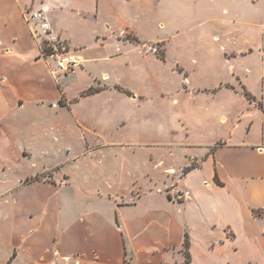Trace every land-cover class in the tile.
<instances>
[{"label": "crops", "instance_id": "0c3cea01", "mask_svg": "<svg viewBox=\"0 0 264 264\" xmlns=\"http://www.w3.org/2000/svg\"><path fill=\"white\" fill-rule=\"evenodd\" d=\"M259 2L0 0V137L16 112L51 106L67 108L81 137L80 150L52 167L71 161L92 168L107 163L117 148L132 156L144 148L142 170L123 188L119 181L110 186L87 177L74 185L65 171L64 181L31 179L6 193L0 190L10 200V223H0V264H123L125 258L132 264H181L182 248L189 264H264V218L254 214L264 211V22L259 23ZM169 6L170 23L177 24L172 30L181 29L185 17L193 26H209L188 30L181 35L185 39L219 42L235 35L234 61H225V43L213 58L231 64L236 80L219 81L214 73L204 75L190 65L188 80L195 89L183 87L179 69L174 71L180 85L171 92L153 70L146 76L129 51L124 57L96 58L79 49L85 60L72 74L76 78H93L99 64L103 72L122 70L140 81L147 77L146 84L174 93L173 107H154L148 118L145 100L128 97L119 84L138 92L147 89L116 80L119 90L94 87L98 90L85 94L90 83L79 88L87 87L78 100L63 103L66 78L56 73L54 57L42 52L41 41L57 35L77 46L92 33L107 32L105 23L130 25L141 34L142 24H152ZM33 12L40 16L30 17ZM204 13L210 17L201 18ZM42 23L49 34L41 32ZM211 23L220 26L214 31ZM228 23L239 31L226 32ZM197 56L196 64L203 54ZM198 73L201 80L216 83L196 84ZM236 81L249 90L252 101L233 89ZM88 100L93 103L85 113L81 106ZM148 132L152 138L145 137Z\"/></svg>", "mask_w": 264, "mask_h": 264}, {"label": "rangeland", "instance_id": "374dc122", "mask_svg": "<svg viewBox=\"0 0 264 264\" xmlns=\"http://www.w3.org/2000/svg\"><path fill=\"white\" fill-rule=\"evenodd\" d=\"M259 1V23H262L264 22V14L262 13L264 12V0ZM171 10L170 6L165 7L159 16H155V20L152 24V21L142 24V27L140 28L141 34H137L133 28H130V25L121 24L118 26L116 23L114 25L105 23L102 26L106 27V31L108 30L107 32L100 31L92 33L77 46L71 45L69 40L57 35V40L54 41L55 46H51L53 41L45 39L44 41H41L40 44L42 52L44 48L47 49L48 52L53 53L62 52L64 50L70 51V53L79 58L80 66L82 67L85 56L80 54L81 52H79V49L84 50V52L95 54L96 58L124 57L129 51L132 56H135L134 58H138V63H142L141 65L144 67L143 71L146 76L150 75L153 70L155 72V77L162 76L164 81L163 85L166 86L164 87L171 92H175L180 85V74L178 71H174L179 69L181 70L180 73L182 75L183 87L186 90L195 89L188 80L191 69L186 66L190 65L196 67L201 74L205 75L208 72L214 73L215 79L217 80L219 78V81L230 82L234 78V80H236V77L232 75V65L226 63L227 60L233 62L234 57H231V55L236 56L238 53V50L235 49L238 48L239 43L237 42L238 40L235 39V35L227 36L219 42H213L212 40H209L208 37L198 36L193 37L191 40L185 39L181 35L188 30L191 31L192 29H197V31H204L206 27L209 26L206 25L204 29L202 23L193 26L194 24L189 23L190 20L185 17L184 21L181 22V29L178 28L177 30H172L173 25L176 26L177 24L170 23V18L173 17ZM209 17L210 14L208 13H204L201 16V18ZM158 20H162L163 22L161 21L156 25L155 22ZM218 25L219 24L217 23L216 25L211 23V29L215 31V28H218ZM258 27L260 28V26ZM109 30L111 31L110 33ZM225 31L231 34V32L234 33V31H239V29L233 24L228 23L225 27ZM50 37H52V35ZM133 37H137L140 42L134 40ZM224 43L228 45L226 48L222 49L221 53L228 59L225 60L226 62L224 59L221 61L219 59L217 61L215 60V58H217V51L223 47ZM199 52L203 54L202 61L200 60L196 64L195 58ZM47 55L51 56V53ZM161 56H163V58ZM52 57L53 56H51V58ZM161 58L166 63H162ZM197 58L199 57L197 56ZM78 68H76V70ZM103 71L104 68H102V64H99L96 73H93V78L87 75L76 78L72 75L74 73L63 74L56 69V73L65 77V82H67L66 93L62 94L63 103L69 105L70 102L78 100L83 93V90L87 87L83 90H79V88L88 86L90 83H92L93 88L117 89L115 87V85H117L116 81H120L134 89H147L138 92L119 84L121 88H119L120 90H117L130 98L140 99L143 102L145 100L144 103L147 105L145 114L148 118L152 117L151 115H153L154 107H158V109L161 108V111H166L173 107L171 99H174V93H169L164 88L157 89L156 85H151L149 81L148 84H146L147 77L140 81L138 76L130 75L126 71ZM233 73L235 72L233 71ZM236 73L238 74V72ZM195 80L196 84H198V82H202L201 84L216 83L215 81L213 82V80L210 82L201 80L199 73ZM240 84L241 83L238 81L234 82L233 89L240 93L242 92L248 100L252 101L253 97L251 98V96L247 94L250 93L249 90L244 85L242 86ZM229 86L232 88L230 84ZM159 97L162 98V101L164 99L168 100L160 103L158 100ZM187 102L188 99L185 103ZM92 103L91 100L84 102L81 106V111L85 113L91 111L90 105ZM47 107L48 108L42 110H39V108H36L35 106L25 107L23 111L16 112L17 115L11 119V124H8L7 122V124L5 123V132L3 137H0V190L5 191L4 193L15 187L18 183L31 179L47 180L51 182L64 181L67 176L65 171L70 173L72 178L70 181L74 185L76 184V181L80 182L81 179L87 177V179L95 180V184L97 182L106 183V180L107 182H110V186L119 181L123 188L128 186L130 183L129 180L142 170L143 165L141 161L144 148L138 150L137 155L135 156H132V154L127 151L117 148V151L108 157L107 163L92 168L85 166L83 163L79 166H76L75 164L72 165L71 163L73 162L71 161L63 165V168H60V166L52 167L58 163H65L66 160H69L70 157H72V154H74L75 151L80 150L81 137L71 126V117L67 108H59L56 110L51 109V106ZM35 118L39 119L36 123H33ZM40 121H42L43 125H39ZM132 122L134 123L135 120ZM147 129L148 131L151 129L149 123H147ZM152 135L153 134L148 132L145 137L152 138ZM20 144L23 145L21 148ZM137 191L138 192L133 191L134 197L139 193L138 189ZM4 193L1 192L0 194V202H2L0 203V210H2L0 213V223L7 226L10 223L9 216L6 214V212H9L10 200H7L6 197L2 198ZM181 251V264H189L186 251L184 248H182ZM123 264L132 263L125 258Z\"/></svg>", "mask_w": 264, "mask_h": 264}, {"label": "built area", "instance_id": "2783aa9c", "mask_svg": "<svg viewBox=\"0 0 264 264\" xmlns=\"http://www.w3.org/2000/svg\"><path fill=\"white\" fill-rule=\"evenodd\" d=\"M39 16H40V12H33L30 14V17L32 18H38ZM41 32L45 34L50 33V28L46 23L41 24ZM47 40L53 41L51 46H55L54 41L57 40V36L52 35V37L47 38ZM50 53L51 56L54 57L55 66L58 72H61L63 74H71L74 73L76 71V68L79 67L80 65L79 58L70 52L64 50L62 52L60 51V52H54V53L50 52Z\"/></svg>", "mask_w": 264, "mask_h": 264}, {"label": "trees", "instance_id": "16d2710c", "mask_svg": "<svg viewBox=\"0 0 264 264\" xmlns=\"http://www.w3.org/2000/svg\"><path fill=\"white\" fill-rule=\"evenodd\" d=\"M134 40H136L137 42H140L139 40H137V39H134ZM43 52L44 53H46V54H49L50 52H48V50L47 49H45L44 48V50H43ZM162 58H163V56H161ZM96 90H98L97 88H93V87H89L88 89H86L85 91H84V93L85 94H88V93H92V92H94V91H96ZM248 95H250L251 96V98H252V95L250 94V93H247ZM60 102H61V100H60ZM254 214L256 215V216H258V217H263L264 218V211H262V210H256V211H254ZM188 245V240H187V238L185 239V242H184V246L186 247ZM187 255V254H186ZM188 258V257H187ZM9 264V263H8Z\"/></svg>", "mask_w": 264, "mask_h": 264}]
</instances>
